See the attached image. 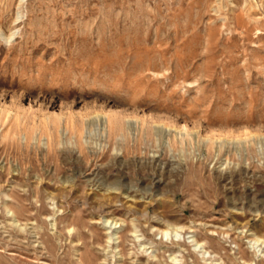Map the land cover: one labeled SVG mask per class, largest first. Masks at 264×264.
I'll return each instance as SVG.
<instances>
[{"label": "rangeland", "instance_id": "374dc122", "mask_svg": "<svg viewBox=\"0 0 264 264\" xmlns=\"http://www.w3.org/2000/svg\"><path fill=\"white\" fill-rule=\"evenodd\" d=\"M0 264H264V0H0Z\"/></svg>", "mask_w": 264, "mask_h": 264}, {"label": "bare ground", "instance_id": "6f19581e", "mask_svg": "<svg viewBox=\"0 0 264 264\" xmlns=\"http://www.w3.org/2000/svg\"><path fill=\"white\" fill-rule=\"evenodd\" d=\"M10 210H8V212H9ZM14 217V216H13ZM14 222L16 223L17 222V219L16 218H14ZM22 229V228H21ZM167 230H165V232H166ZM113 235L114 234H110L109 235V237H108V242L109 243H111V242H113L114 241V239H116L117 237H113ZM259 241V239H256L255 240V242H258ZM198 245V244H197Z\"/></svg>", "mask_w": 264, "mask_h": 264}]
</instances>
